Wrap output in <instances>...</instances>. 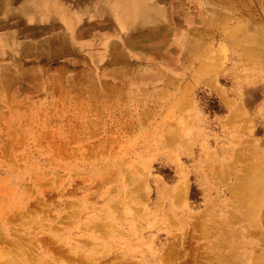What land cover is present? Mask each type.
Instances as JSON below:
<instances>
[{
    "label": "rangeland",
    "instance_id": "1",
    "mask_svg": "<svg viewBox=\"0 0 264 264\" xmlns=\"http://www.w3.org/2000/svg\"><path fill=\"white\" fill-rule=\"evenodd\" d=\"M40 1L43 0L14 2L26 5ZM70 1L71 3L65 1V4L81 3V0ZM87 1L88 9H91L95 0ZM138 2L143 4L142 14L126 17L123 13L120 17L125 22L122 23L113 16L89 18L83 28L76 33L71 32L76 40L75 43L70 41L71 46H67L65 40L64 44L58 43L59 37L69 38L65 31L66 25L60 19L49 22L41 20L40 29L44 31L38 38L31 37V34L40 31L34 22L31 23L33 26L29 24L30 26L24 28L22 41L27 45L51 38H55L53 41L62 45L53 53L55 55L50 59V66L44 69L45 74L49 76L64 70L68 63L67 56L77 52L83 54L84 48L89 49L84 51L82 57H78L76 64H79V68L65 69L66 75L73 77L87 68H93L96 66L94 58L106 56V48L100 49L102 43L107 39L115 43L122 41L118 44L117 56L119 60L126 61L117 62V68L98 71L110 73L111 81L90 82L94 87L90 90L93 91L90 95L80 93L85 88L82 81H48L43 89L35 90L31 80L22 79L12 84L15 82L13 74L9 76V81L3 82L5 87L0 85V89H4L0 91V133L6 131L7 127H20L18 130H34L37 126L38 129H50L51 126H47L46 121H64L68 117L72 118L70 125L79 123L86 126L84 129L88 133L102 130L106 121L113 116L123 117L132 124L133 128L126 136H122L116 148L105 152L106 150L98 147L95 155L83 159L63 156L57 162H36L30 165L24 163V147L15 153L16 159L20 161L13 162L5 157L0 159V182L8 180L6 175L2 174L3 170L8 174L14 172L20 177L24 176V179L28 178L35 183L40 181L44 193L47 192L43 198L47 202L56 197L49 192L58 186L60 180H65L63 184L67 190L88 181L90 186L87 185V193L93 196L90 204L86 206L87 212L80 219L81 222L79 220L72 226L64 224L68 229L63 233V237L72 239L73 244L78 242L79 238L75 236V232L80 224L102 219L107 202L98 199L96 190L102 186L103 180L113 177L116 167L126 168L129 164L142 171L143 177L148 179L152 194L149 207H153L157 201V187L154 183L156 180L170 187L184 179L188 183V195L183 210L191 214H198L209 207L217 210L222 206V202L229 198L231 183H237L239 179L236 172L228 171V164L238 165L239 169L246 164L257 176L264 174V74L260 72V75L249 74L244 77L249 69H245L244 64L238 60V53L232 46L237 27L245 26L248 30L245 33L250 36L253 33L250 31L253 30V14L262 21L263 13L257 8L258 1L250 0L256 8L254 12L246 10L240 13L233 12V9L216 0ZM101 5L106 12L112 13L111 5ZM123 9L124 7L120 10ZM154 9H157L161 19L159 25L151 22L152 16H147L148 13L151 15ZM203 9L208 12L204 13L206 19L201 23ZM51 13L53 12H44L47 17ZM131 19L138 24L142 22L141 24L147 27L131 30ZM236 37L239 40L241 34ZM74 45L75 52L68 53V49ZM220 46L225 47V52L221 55L218 53V58L211 51L218 50ZM257 49L260 56H264V48ZM40 57L41 53L37 55L32 50H24L16 61L24 63L22 68L25 70H31L27 62L35 66L41 65ZM214 59L220 60L216 68L213 65ZM252 60L255 67L264 69V60ZM6 64H13V61L8 60ZM124 65H127V68L122 67ZM255 70L256 68L249 72ZM95 83L102 85L97 87ZM127 83L128 89L123 92L124 86L121 84ZM113 91L121 92L118 100L112 99L116 96ZM107 98L111 101L110 106L105 102ZM10 99L17 100V103L13 107L11 105L5 109L1 108L2 103ZM230 105L237 108L239 113H234ZM89 106L93 110H88ZM239 115L242 116L238 117ZM20 120L22 124H19ZM42 122L45 124L43 127ZM234 125L240 128V137L245 141V155L238 152L232 156L238 151L235 148L237 146L229 139L233 138V131H236ZM170 137L175 150L166 158L163 143ZM20 138L25 140L23 136ZM18 140L20 143L21 139ZM24 142L19 146L26 145ZM101 147L109 148L108 145ZM206 172H213L215 179L210 181ZM67 179L73 181L71 187L66 183ZM102 191L103 189L100 193ZM77 195L80 196V193ZM257 205V219L264 233V198L257 202ZM68 211L69 209H64L65 213ZM55 212H52L54 217ZM160 234L164 243L167 235L165 232ZM112 240L110 242H113ZM148 248L153 254V247L150 245L144 247L146 254L151 255ZM260 249L261 247L257 250ZM249 254L253 255L254 252Z\"/></svg>",
    "mask_w": 264,
    "mask_h": 264
},
{
    "label": "bare ground",
    "instance_id": "2",
    "mask_svg": "<svg viewBox=\"0 0 264 264\" xmlns=\"http://www.w3.org/2000/svg\"><path fill=\"white\" fill-rule=\"evenodd\" d=\"M14 1L17 0H0V85L5 87L3 82L9 81V76L13 74L15 82L12 84L22 79L31 80L35 90L43 89L48 81H82L85 88L80 93L87 96L90 92L93 93L90 90L94 89L90 82L111 81L110 73L98 71L117 68L116 66H119L117 62L126 61L119 60L117 56L118 44L122 41L115 43L107 39L100 48H106V56L94 58L96 66L87 68L73 77L67 76L65 69L79 68V64H76L78 57H82L84 51L89 48H84L83 54L77 52L74 55H68L65 69L49 76L45 74L44 69L50 66V59L55 55L53 53L62 46L60 44H64V40L67 46H71L70 41L75 43L76 40L71 32L76 33L83 28V24L89 21V18L100 19L113 16L122 23L125 21L121 20V14L124 13L126 17L140 16L144 10L139 0L126 2L95 0L91 9H88L89 1L87 0H81L80 4L73 5L65 4V1L71 3L70 0H43L26 5H19ZM216 1L224 3L235 13L246 10L254 12L256 9L250 0ZM257 1L259 3L257 8L263 13L262 21L264 22V0ZM101 3L111 5L112 13L106 12ZM45 11L53 13L47 17L44 14ZM206 11L203 9L201 23L206 19L204 17ZM147 16L153 17L151 18L153 24H160L161 19L157 9L152 10L151 15L148 13ZM226 18L227 16L224 17ZM58 19L65 23V31L69 38L59 37L60 44L53 41L55 38L30 45L23 43L26 26L34 22V25L40 29L41 20L49 22ZM262 21L253 14L251 19L253 30H250L253 33L250 36L246 35L245 32L248 30L245 26L237 27L234 32L232 46L238 53V60L244 64L245 69H249L244 77H248L249 74L254 76L259 73L260 75V72L264 74V69L255 67L252 60V58L257 62L264 60V56H260L257 49L264 48ZM131 23L133 25L129 27L131 30L147 27L141 24L142 22L138 24L132 19ZM43 31L44 29H40L29 36L38 38L43 35ZM239 34L241 38L237 40L236 36ZM52 48L54 49L49 52ZM24 50H32L37 55L41 53V65L35 66L27 62L32 69L22 68L24 63L16 59ZM39 50L41 52H38ZM75 50L74 45L73 48L68 49V53H74ZM223 52H225L224 46L211 51L218 58V53L221 55ZM8 60H12L13 64L7 65ZM214 60L213 65L216 68L220 60ZM122 67L127 68V65ZM255 68V71L249 72ZM95 84L97 87L102 85ZM121 86H124L122 87L124 92L129 84H121ZM3 90V88L0 89V91ZM113 92L116 96L112 99L118 100L121 92ZM105 102L110 106L111 101L108 98ZM16 103L17 100L10 99L2 103L1 108L5 109L11 105L13 107ZM230 106L233 107L234 113H239L237 108ZM88 110L93 109L89 106ZM231 113H233L232 110ZM71 119L68 117L64 121L61 119L45 120L46 123L43 121L47 126H51L50 129H38L37 126L34 130H18L20 127H7L6 131L0 133V159L5 157L13 162L20 161L16 159L15 153L22 147L25 148L22 151L26 159L24 163L30 165L36 162H57L63 156L83 159L89 155H95L98 147L106 150L105 152L116 148L122 136H126L133 128L130 121L113 116L106 121L102 130L88 133L84 129L86 126L79 123L70 125ZM43 122L42 127L45 125ZM19 124H22L21 120ZM234 127L236 131H233V138L229 139L233 145L237 146L235 148L238 151L232 156L237 155L238 152L245 155L246 144L243 145L245 141L240 137V128L237 125ZM22 136L25 140L20 138ZM18 139H21L20 143ZM23 141L26 145L19 146ZM38 142L40 145L37 146ZM163 144L166 149L165 156L168 158L175 150L172 137L166 138ZM105 145L109 148L101 147ZM229 166L228 171L236 172L239 179V182L231 183L229 198L226 202L223 201L222 206L217 210L209 207L198 214L183 210L188 195V183L184 179L170 187L156 180L154 183L157 187V201L153 207H149L152 194L148 179L143 177L142 171L129 164L126 168L116 167L113 177L103 180L102 186L96 190V195L99 194L98 199L107 202L102 219L80 224L75 232V236L79 239L74 244L69 237H63V233L68 229L64 224L70 226L76 224L87 212L86 206L90 204L93 196L87 193V187L90 186L87 184L88 181L67 190L63 184L65 180H60L58 186L49 192L56 197L47 202L43 199L47 192L44 193L40 181L35 183L28 178L24 179V176L20 177L14 172L8 174L6 170H3L2 174H5L8 180L0 182V264H264V233L257 219V202L264 198V174L257 176L255 172L248 169L249 166L246 164L241 169L238 165L232 166V163L228 164ZM206 173L210 181L215 179L213 172ZM72 182L70 179L66 181L69 187L72 186ZM78 193L80 196H76ZM66 208L69 209L67 213L64 212ZM53 211H56L55 217L52 215ZM160 232H165L167 235L164 243L161 241ZM146 245L153 247V254L149 248L151 255L146 254L144 250ZM259 247L261 249L257 250ZM155 248L157 249L154 250ZM251 252L254 254L250 255Z\"/></svg>",
    "mask_w": 264,
    "mask_h": 264
}]
</instances>
